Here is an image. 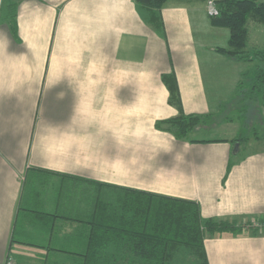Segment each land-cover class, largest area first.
I'll list each match as a JSON object with an SVG mask.
<instances>
[{"label":"crops","instance_id":"0c3cea01","mask_svg":"<svg viewBox=\"0 0 264 264\" xmlns=\"http://www.w3.org/2000/svg\"><path fill=\"white\" fill-rule=\"evenodd\" d=\"M209 2L0 0V264L130 253L135 242L109 229L128 215L126 188L194 200L203 218L264 219V149L155 126L179 114L163 75L184 114L213 115L237 94L246 63L214 51L228 33L210 25ZM204 249L208 264H264V227L207 236Z\"/></svg>","mask_w":264,"mask_h":264},{"label":"trees","instance_id":"16d2710c","mask_svg":"<svg viewBox=\"0 0 264 264\" xmlns=\"http://www.w3.org/2000/svg\"><path fill=\"white\" fill-rule=\"evenodd\" d=\"M136 3L148 9L159 10L167 0H135ZM178 2H209L215 12L207 16L213 27L227 30L228 37L225 46L215 47L214 51L230 59L251 64L258 61L252 74L249 89L243 91L240 87L243 81L238 83L237 92L243 99H255L264 90V47L248 48L249 21L264 24V2L260 0H174ZM15 4H6V19L10 24L15 21ZM246 72L243 73L245 75ZM169 96L168 101L177 107L179 114L157 121L158 129L170 132L176 139L190 142H210L213 139H196L189 137L195 129L204 122L205 115L184 114L181 110L180 97L174 74L163 75ZM257 94V95H256ZM257 137L256 139H258ZM232 142L243 144L247 137H236ZM232 162L228 163L230 166ZM124 205L128 212L117 223L110 219L109 229L126 232V236L135 242L134 250L125 253L88 251L84 253L85 264H97L100 258L107 257L118 264L124 260V264L135 263L133 257L140 259V264H208L204 239L222 233H240L245 228L253 232L258 227L251 223H241L237 220H218L203 218L199 204L190 199L171 197L140 190L124 189ZM120 219V218H119ZM264 227V219L258 221ZM129 233V234H127ZM119 235V234H118ZM120 237V236H119ZM122 239V237H120ZM188 252V261L182 262L181 255ZM178 260V261H177ZM128 262V263H127Z\"/></svg>","mask_w":264,"mask_h":264},{"label":"rangeland","instance_id":"374dc122","mask_svg":"<svg viewBox=\"0 0 264 264\" xmlns=\"http://www.w3.org/2000/svg\"><path fill=\"white\" fill-rule=\"evenodd\" d=\"M207 10L209 11L208 6ZM254 27H256L255 23L250 21L249 29L251 37L247 47L263 48L262 42L264 41V37L257 30L260 31V27L264 30V25L257 26V30ZM257 65H260L258 61L245 64L244 70L246 74L242 75L240 79V81H243V85L240 87L243 91L249 89L251 77ZM228 78L229 74L227 73L224 79L227 80ZM224 128L228 129L225 130ZM231 133L235 137H247L250 140L248 146L264 149V90L255 96V99L251 100L243 99L242 95L237 92L236 96L234 95L232 100L226 103L217 113L206 116L204 122L189 137L202 140L228 136ZM257 137L262 139L255 141L254 139ZM186 254L183 253L180 256L182 262L188 261V252Z\"/></svg>","mask_w":264,"mask_h":264},{"label":"built area","instance_id":"2783aa9c","mask_svg":"<svg viewBox=\"0 0 264 264\" xmlns=\"http://www.w3.org/2000/svg\"><path fill=\"white\" fill-rule=\"evenodd\" d=\"M209 12H210V13H214V12H215L214 8L211 7V6H209ZM253 224H254V226H256V227H261V225H260L258 222H254ZM4 264H17V263H16V261L13 259L12 256H7V257L5 258Z\"/></svg>","mask_w":264,"mask_h":264},{"label":"water","instance_id":"95a60500","mask_svg":"<svg viewBox=\"0 0 264 264\" xmlns=\"http://www.w3.org/2000/svg\"><path fill=\"white\" fill-rule=\"evenodd\" d=\"M235 148H236V149L238 148V144H237V143L235 144Z\"/></svg>","mask_w":264,"mask_h":264}]
</instances>
